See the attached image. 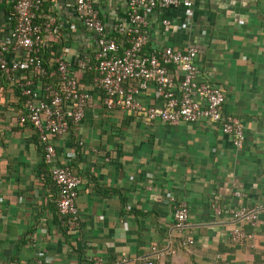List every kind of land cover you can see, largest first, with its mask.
<instances>
[{
  "label": "crops",
  "instance_id": "obj_1",
  "mask_svg": "<svg viewBox=\"0 0 264 264\" xmlns=\"http://www.w3.org/2000/svg\"><path fill=\"white\" fill-rule=\"evenodd\" d=\"M16 0H0V36L15 22ZM108 35L127 19L126 0H94ZM190 13V21L186 20ZM57 19L45 34L50 61H95V33L77 19L74 0H43L36 21ZM163 19L171 23L164 25ZM146 51L171 46L198 49L199 80L221 87L223 111L244 126L242 148L216 123L176 125L146 121L135 113L107 109L94 72L73 66L92 98L85 117L57 136L56 163L70 157L82 177L77 226L64 230L56 210L57 188L48 177L37 136L18 116L23 109L16 86H0V264H264V0H192L189 8L156 9L147 15ZM121 42V41H120ZM126 44L121 43V48ZM176 80L181 72L170 67ZM136 85V81L133 82ZM137 100L161 106L154 88ZM235 192L242 193L241 197ZM189 209L179 227L172 203ZM214 204L222 210L214 212ZM246 206L258 213L251 225L231 211ZM240 224L252 238L230 242ZM190 237L194 244L183 247ZM172 248L159 256L153 250Z\"/></svg>",
  "mask_w": 264,
  "mask_h": 264
},
{
  "label": "built area",
  "instance_id": "obj_2",
  "mask_svg": "<svg viewBox=\"0 0 264 264\" xmlns=\"http://www.w3.org/2000/svg\"><path fill=\"white\" fill-rule=\"evenodd\" d=\"M76 16L96 35L97 52L95 61L79 58L72 63L64 58L58 60L55 73L45 66L42 49L44 37L50 33L57 19L51 17L44 23H37V13L43 0H16L15 22L9 35L0 36V86L4 80L16 86L23 109L18 116L21 125L28 124L37 136L44 162L57 188V208L65 216L67 225L73 229L79 220L76 205L78 188L82 177L72 170L71 158L62 164L56 163V148L53 140L68 134L70 126L78 127L85 117L92 98L88 89L80 85L73 66L82 73L94 72L93 81L102 93L107 109L118 107L135 113L146 121L161 120L176 125L182 122L209 121L219 125L222 133L228 135L234 147L242 148L245 141L241 121L223 111L225 94L221 87L199 80L200 69L196 63L198 49L190 46L185 50L165 46L146 51L149 40L147 15L156 9L192 6V0H126L127 19L115 24L114 31L120 41L108 35L94 0H74ZM191 15L187 13L186 20ZM169 25V19H163ZM121 43L126 45L121 48ZM170 67L181 72L176 80ZM136 81V85L133 82ZM150 86L162 100L161 106H146L136 96ZM237 197L242 193L235 192ZM214 212L222 210L214 204ZM173 217L179 227L188 218L185 204L172 203ZM231 216L236 221L256 225L258 213L246 206L234 209ZM230 242L241 243L252 238L242 225L236 224L229 233ZM182 246L194 244L193 238L180 240ZM159 256L174 253L170 247L157 250ZM54 259L46 257L45 263ZM93 264H103L93 258ZM145 264H153L146 261Z\"/></svg>",
  "mask_w": 264,
  "mask_h": 264
},
{
  "label": "trees",
  "instance_id": "obj_3",
  "mask_svg": "<svg viewBox=\"0 0 264 264\" xmlns=\"http://www.w3.org/2000/svg\"><path fill=\"white\" fill-rule=\"evenodd\" d=\"M37 22V21H36ZM38 23V22H37ZM51 48H47V47H43V49H42V58H43V61H44V64H45V66H47V68H48V70L49 71H51L52 72V79L53 80H55L56 81V79H57V74L55 73V70H56V64H57V62H58V60H60L61 58H59V59H57V60H54V61H50L49 60V58L47 57V55L51 52ZM48 53V54H47ZM18 90V89H17ZM72 129H73V125H71L70 126V131H72ZM48 172V177H49V179H50V181H52V179H51V176H50V173H49V171H47ZM53 182V181H52ZM53 184H54V182H53ZM57 195H56V212L58 213V215H59V218H60V223H61V225H63L64 226V230L65 231H67L68 230V225H67V223H66V218H65V216H63V215H61L60 213H59V211H58V208H57ZM258 222V221H257ZM247 224V223H246ZM250 224V223H249ZM184 247V246H183ZM85 264H89V263H85ZM93 264V263H92Z\"/></svg>",
  "mask_w": 264,
  "mask_h": 264
}]
</instances>
